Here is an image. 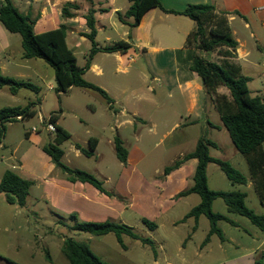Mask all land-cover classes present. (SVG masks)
Segmentation results:
<instances>
[{"label":"rangeland","instance_id":"rangeland-1","mask_svg":"<svg viewBox=\"0 0 264 264\" xmlns=\"http://www.w3.org/2000/svg\"><path fill=\"white\" fill-rule=\"evenodd\" d=\"M192 23L195 24L194 21ZM104 37L105 35L102 34L99 41L102 42ZM216 56L215 54L211 58L215 59ZM78 59L80 65L84 63L83 56L79 55ZM36 61L43 64L44 70L46 68L51 76L50 79L53 80V68L42 59ZM145 64L144 61L132 63L126 83L131 87L130 98L136 102L140 98L138 105L141 113L145 115L146 122L136 121L135 125L124 124L118 130L116 126L119 123H115L114 112L106 108L105 101L97 93L93 100L81 89L58 95L55 90H47L43 85V91L39 96L28 90L29 96L40 98L41 105L37 106V114L33 118L21 121L10 129L6 140L7 148L0 149V170L11 169L10 162L7 163L6 158L2 159V156L7 158L11 156L9 149L15 147L17 139L28 129L37 128L42 133L41 136L47 140V144L52 142V138L46 133V125L41 122V116L48 119L53 110H57L59 112L57 123L71 134V138L61 145L66 153L65 159L71 162V165L65 164L95 175L103 182L108 192L114 193L115 196L109 198L125 204L122 213L109 211L101 216L100 222H123L133 227L141 237L156 241L158 246L156 251L161 254L159 264H181L182 258L188 260L189 264H220L225 258L222 257L224 253L217 250L219 244H260L264 239L263 231L253 225L248 218L229 213L224 201L218 199L213 204L214 212L228 216L239 226L221 221L219 227L227 239L226 243H223L217 235H213L206 244H209L207 250L212 248L215 253L206 251L202 257L199 256V246L203 244L210 229L207 217L200 218L195 233H192L195 226L193 218L178 225L176 223L198 205L201 198L197 194H192L171 200L173 196L178 197L175 194L183 189L182 187H186L187 190L193 186L197 161L191 160L185 164L184 169L175 171L174 180L171 182L166 180L163 173L166 167L192 152L201 136L218 143V148L210 149L212 157L228 161L249 177L246 158L236 149L229 133L222 125L220 113L212 106L211 96L205 104L204 118L198 123L185 126L183 123L187 121L186 110L180 91L173 89L170 97L167 90L162 87V81H154L150 77L145 79L143 74H140V67L143 69ZM119 75L122 76V73ZM258 87L254 83L250 89L256 93ZM225 92L229 91L225 89ZM125 98L126 96H122L119 99L125 101ZM152 98L155 99L157 106L145 101ZM7 103H9L7 100L1 99L0 107L6 106ZM88 104L93 105L96 110H91ZM126 118L118 116V122ZM208 122L222 127L213 128ZM177 123L178 126L174 127ZM5 134L6 131L2 132L0 139L4 140ZM117 137L123 140V145L129 152L131 160L128 164L122 163L116 156L114 143ZM90 138L99 141L94 156L89 157L82 151L81 155H76L75 145L79 144L83 149L90 150ZM23 148L24 145L21 149ZM20 152L22 153V150ZM21 153L17 154L18 157ZM59 172L67 179L66 174L61 170ZM184 174L190 176L188 182L185 181ZM207 175L210 189L245 192L248 195L247 206L256 214L264 216V207L253 184L251 186L233 184L215 163L209 164ZM118 179L134 180L138 201L133 206H130L131 199L124 195L126 187L117 185ZM89 186L91 190H96L93 186ZM161 191L163 192L160 193ZM37 192L35 188L34 193ZM118 196L124 200L119 199ZM72 214L77 215L78 222H95L89 221L86 214L52 213L44 204L37 205L36 209L29 206L20 209L15 205H9L5 195L0 192V261L6 264L2 259L6 258L19 264H68L62 248L66 239H73L89 247L105 264H156V251L151 246L127 235L123 236V243L126 246L124 249L114 234L93 236L75 231L73 229L75 221L70 218ZM143 219L156 223L158 228L151 230L143 223ZM191 233L190 239L183 244ZM161 245H164L163 250L159 249ZM226 246L229 257L232 258L235 249Z\"/></svg>","mask_w":264,"mask_h":264},{"label":"crops","instance_id":"crops-1","mask_svg":"<svg viewBox=\"0 0 264 264\" xmlns=\"http://www.w3.org/2000/svg\"><path fill=\"white\" fill-rule=\"evenodd\" d=\"M2 1L0 0V3ZM69 1L72 0H13L21 13L35 20L34 30L36 34L57 29L60 25H66L68 28V46L74 52L78 65L81 67L86 65L93 48L92 42L86 36L82 35L90 33L84 16L91 7L96 10L97 36L95 42L98 48H103L119 41L128 42L132 46L127 53H96L92 58L90 68L85 72V80L105 90L111 98L110 103L94 89L72 88L70 91L81 89L84 94L93 100H95L97 93L105 101L106 108L114 112L113 114L116 118L115 123H119L116 126L117 130L124 124L135 125L136 121L146 122L145 115L139 109L138 103L140 98L138 102L130 98L129 92L131 87L126 83V79L132 68V63L137 64L139 61H144L146 64L143 69L140 67V74H143L145 79L150 77L154 81H162V87L167 90L170 97L173 89L180 91L181 98L185 104L187 120L183 125L187 126L198 123L204 118L206 112L205 104L209 96L205 93L201 78L190 69L195 50L185 47L187 36L195 28V24L192 23L191 19L182 15L167 13L160 8H154L145 14L140 25L131 32V28L127 24L121 23L116 16V12L120 11L124 13L128 10L130 7L128 0H93L92 3L78 0L77 3L80 9L70 10L75 16L65 18L62 14V8ZM161 4L163 9L167 11H183L190 4H213L219 10L229 12V25L232 35L237 42V57L234 59V62L240 66L244 75L251 78L249 88L255 83L259 86L255 92L264 95V0H161ZM127 20L132 21L131 19ZM130 32L132 33V38H129ZM102 34L105 37L100 42L99 37ZM23 54L21 35L10 32L0 21L1 73L4 76L16 80L30 81L39 86V94L31 91V93L37 96L42 93L43 85L46 86L47 90H55V76L51 80V76L46 68L44 70L43 64L37 62V59H25ZM215 54L217 55L216 58H211ZM79 55L84 58V63L81 65L79 64ZM201 55L211 61H219L221 59L216 52H203ZM119 73H122V76ZM225 89V87L219 88L218 93L229 96V92H225ZM27 91V89H20L16 94H13L8 87H4L0 89V100L4 99L9 102L4 107H26L29 102H38L40 100L39 97L29 96ZM122 96H126L125 101L119 99ZM145 98L147 99L148 97ZM145 101L157 106L153 98ZM211 103L213 108L217 110L213 99ZM40 105L41 102L38 106ZM88 106L91 110H96L93 105L88 104ZM4 107H0V109ZM118 116L127 118L122 122H118ZM42 118L44 117L41 116ZM187 118L191 119L188 120ZM19 122L21 121L17 120L16 122L8 123L5 139H0V149L5 150L7 148L6 140L8 139L9 131ZM208 124L213 128L220 127L221 129L222 127L210 122ZM57 125L63 127L61 124L57 123ZM176 126H178V123L174 127ZM31 130L28 129L26 133L21 135L17 139L18 142L15 144V147L12 150L9 149L11 156L8 158L2 156V159L6 158L7 163L10 162L9 166L11 171L23 179L34 182V185L30 189V196L26 207L29 206L30 208L36 209L37 205L44 204L52 213L76 212L86 214L89 217V221L95 222H100L101 216L109 211L122 213V210L125 209L123 202L109 198L108 195L100 192L94 186L96 190H91L89 186L91 184L81 182L73 183L63 178L51 157L43 151L47 140L41 136L42 133L39 130L37 132H32ZM46 133L52 138L53 142L54 136L47 129ZM216 144L218 145V143ZM23 145L24 148L21 149ZM21 150L22 153L20 152ZM74 151L76 155H81V150L76 145ZM19 153L21 154L18 157L17 154ZM65 158L66 153L64 152L63 162L71 165V162ZM130 160L128 155L127 164L130 163ZM185 164L175 171L184 169ZM6 171L8 170H0V181ZM175 171L165 175L164 170L163 175H165L168 182L174 180L173 174ZM183 177L187 182L190 180L188 174H184ZM183 177L182 179H184ZM247 178V185L251 186L253 184V182L251 183V176ZM117 181L118 186L126 187V194L124 195L131 199L130 206H133L138 201L135 186L133 185L134 180L118 179ZM132 185L134 186L133 189L131 188ZM35 188L38 191L36 194L34 193ZM182 188L175 196L184 191L186 187ZM117 190L121 191L118 188ZM174 199L178 200L180 198L171 197L172 201ZM183 219L177 222L176 225L184 223L191 218L187 220ZM196 230L192 229V233H195ZM192 233L183 244L190 239ZM226 241L223 243H226ZM155 245L158 248L157 243ZM226 245L235 249L232 258L229 257V253L225 248L227 247ZM208 246L209 244H201L198 255L202 257L206 251L214 254L215 251L212 248L207 250L209 248ZM159 249L163 250L164 245H161ZM217 250L224 253L222 257L225 260L220 264H254L257 259L264 258V239L260 244H219ZM155 255V263L159 264L161 254L156 251ZM180 263L189 264L185 258H182ZM0 264H5V262L0 261Z\"/></svg>","mask_w":264,"mask_h":264},{"label":"trees","instance_id":"trees-1","mask_svg":"<svg viewBox=\"0 0 264 264\" xmlns=\"http://www.w3.org/2000/svg\"><path fill=\"white\" fill-rule=\"evenodd\" d=\"M77 1L72 0L64 4L62 8L63 17L72 18L75 16L70 10L80 9ZM81 1L93 2V0ZM128 1L130 2L128 10L124 13L118 11L116 16L121 23L127 24L131 28V32L140 25L145 14L154 8H160L170 14L185 16L195 22V28L187 36L185 45V47L195 50L190 69L201 78L205 93L214 100L223 126L229 133L234 146L245 156L254 188L261 205L264 207V95L253 93L250 90L251 78L244 75L240 66L234 62L237 57V42L229 25V12L221 11L213 4H190L183 11H167L163 9L161 0ZM95 13L96 10L91 7L84 16L90 33L82 35L92 42L93 48L86 65L81 67L78 65L74 52L68 46V28L66 25H60L57 29L36 34L34 30L35 20L21 13L13 0H3L0 3V21L7 30L21 35L24 50L23 57L29 60L42 59L53 68L56 81L55 91L58 95L67 94L72 88H90L99 92L110 103L111 98L105 90L85 80V72L90 68L92 58L96 53H127L132 46L128 42L119 41L98 48L95 42L97 36ZM131 32L129 38H132ZM203 52H216L221 59L219 61L208 60L201 55ZM4 87H8L13 94H16L20 89H27L36 94L40 93V87L34 83L4 76L0 71V89ZM221 87H225L229 91V96L218 93V89ZM39 104L40 100L29 102L26 107H4L0 109V136L2 132L6 131V125L16 122L18 116H22L23 120L33 118L37 114L36 108ZM58 119L59 112L54 111L50 114L47 123L55 127L56 136L53 142L43 147V151L51 157L56 168L66 174L68 181L88 183L110 197L115 196L114 193L108 192L104 188L103 182L95 175L71 168L63 162L64 151L61 145L71 138V134L57 125ZM97 144L98 140L96 138H90L89 151L83 149L79 144L76 146L85 155L92 157ZM217 146L215 142L206 136H201L194 151L165 168V175H168L181 168L189 160H197L193 186L180 192L178 197H187L192 194L200 196V203L183 220L193 218L195 220L193 230H196L200 217H207L210 222V230L203 245L208 243L213 235H217L222 242L226 241L224 233L219 227L221 221L236 227L239 226L228 216L214 212L213 204L218 199L224 201L229 213L248 218L253 225L264 231V216L256 214L254 210L247 206V193L210 189L207 170L211 163L217 164L233 184H248V178L239 169L228 161L211 156L210 148H217ZM115 153L122 163H127L129 153L119 137L115 139ZM33 185V181L23 179L15 172L8 170L0 181V192L5 195L6 202L9 205H15L23 209L27 206L30 189ZM119 199L124 200L121 197ZM70 218L75 221L73 226L75 231L93 236L114 234L124 249L126 246L123 243V236L127 235L151 246L156 251L154 240L141 237L133 227L124 223L112 221L78 222L76 214H72ZM143 223L151 230L157 228V224L148 219H143ZM62 251L68 264H105L89 247L73 239L64 241ZM2 259L7 264H19L6 258ZM254 264H264V258L257 259Z\"/></svg>","mask_w":264,"mask_h":264},{"label":"built area","instance_id":"built-area-1","mask_svg":"<svg viewBox=\"0 0 264 264\" xmlns=\"http://www.w3.org/2000/svg\"><path fill=\"white\" fill-rule=\"evenodd\" d=\"M16 119L19 120V121H22V120H23V119H22V116H18ZM41 122H42V124L46 125V129H47V130H48V131L54 136V138H55V136H56V129H55V127H54L52 124H48L47 121H46L44 118L41 119ZM31 131H32V132H37L38 129L34 127Z\"/></svg>","mask_w":264,"mask_h":264}]
</instances>
